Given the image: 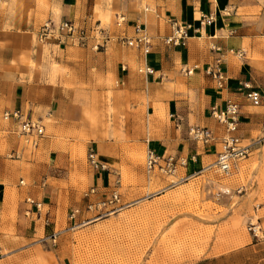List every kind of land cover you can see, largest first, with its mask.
<instances>
[{"label":"crops","instance_id":"obj_1","mask_svg":"<svg viewBox=\"0 0 264 264\" xmlns=\"http://www.w3.org/2000/svg\"><path fill=\"white\" fill-rule=\"evenodd\" d=\"M202 14L214 16L215 21L202 27ZM119 16L125 17L120 26ZM65 20L88 29L98 27L103 34L92 33L87 47L38 42L45 23ZM171 21L192 25L185 46L165 43L172 33ZM137 26L152 39L147 55L125 43L134 37ZM218 59L227 76L223 90L205 73ZM251 90L261 94L260 106L247 99ZM107 99L119 113L128 114L130 122L143 123L147 154L177 162L176 174L165 175L163 190L216 167L226 131L212 110H224L228 101L240 105L236 134L253 152L264 139V0H0V111L20 110L45 126L36 150L42 162L32 165L56 173L32 179L29 200L42 205L40 210L35 206L33 217L51 215L66 198L63 215L73 208L75 225L90 219L85 207L69 202L83 194L66 185L74 144L85 143L81 139L94 133L91 114L95 106L103 114ZM193 127L208 128L217 141L208 145L194 141L189 135ZM99 149L95 151L111 172L91 171L85 196L92 188L95 193L89 195V204L108 199L114 191L120 194L122 188L121 175L114 168L119 163ZM4 158L0 155V161ZM13 165L5 161L0 183H9ZM61 225L68 226V220ZM57 231L55 224V235Z\"/></svg>","mask_w":264,"mask_h":264},{"label":"rangeland","instance_id":"obj_2","mask_svg":"<svg viewBox=\"0 0 264 264\" xmlns=\"http://www.w3.org/2000/svg\"><path fill=\"white\" fill-rule=\"evenodd\" d=\"M108 102L103 114L94 107L89 122L94 133L74 144L66 185L83 194L69 202L85 207L90 216L85 224H74L73 208L63 215L66 198L51 215L33 217L30 183L56 175L55 170L33 166L41 161L38 146L0 119V155L5 156L0 181L5 161L15 164L9 183H0V264H264V139L230 174L214 166L163 190L166 176L147 170L143 123L130 122ZM98 146L99 153L119 163L114 168L122 178L121 201L90 210L87 155ZM66 219L69 225L62 227ZM55 224L56 243L51 239ZM252 226L260 228L258 238Z\"/></svg>","mask_w":264,"mask_h":264},{"label":"built area","instance_id":"obj_3","mask_svg":"<svg viewBox=\"0 0 264 264\" xmlns=\"http://www.w3.org/2000/svg\"><path fill=\"white\" fill-rule=\"evenodd\" d=\"M215 21L214 16L202 14L199 22L202 27L210 26ZM125 23V17H117L116 24L118 26ZM172 33L165 39V43L169 46L180 47L185 46L190 38L191 24H182L178 21H171ZM93 35L98 34L101 36L103 30L98 27L85 28L78 26L75 22L70 20L62 21L58 24L54 22L45 23L38 35L37 40L40 44H48L50 41H58L61 45H78L87 47L88 41ZM134 37L125 40L127 46L141 50L143 54L147 55L152 49V39L146 30L137 26L134 29ZM96 49L100 48L97 44ZM244 54H241L243 56ZM147 73H153L150 68L146 69ZM206 75L212 78L219 89H225L227 85V76L222 69V60H216L215 64L206 69ZM251 89L249 86H245ZM247 99L254 106H260L262 103V96L258 91L251 90L247 93ZM240 105L233 101H228L224 110L213 108V117L225 128L226 136L220 141L221 149L218 153L216 168L223 174H230L234 165L242 160L247 159L251 154V147L244 145L243 140L237 136L239 128ZM0 118L6 122H14L20 136L26 138L28 142H32L37 146L38 141L45 136V126L38 120L32 119L30 116L23 114L20 110L13 112L0 111ZM189 135L196 142H201L205 145L215 143L217 141L214 133L208 128L193 127L190 129ZM87 161L90 168L95 172H111L110 167L103 162L98 153L94 149H90L87 155ZM186 164L185 161L180 163L181 166ZM146 166L149 173L158 171L167 176L176 174L178 164L174 158H160L152 152H148L146 158ZM117 184H120L117 181ZM95 193V188H92L87 197ZM31 204H35L36 208L40 210L41 204L29 200ZM121 201L120 194L114 191L112 195L98 206L93 204L89 205V209L93 210L95 207L102 210L109 207L118 205ZM259 227L252 226L255 237H259ZM56 243V235L51 238Z\"/></svg>","mask_w":264,"mask_h":264}]
</instances>
